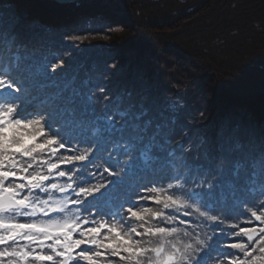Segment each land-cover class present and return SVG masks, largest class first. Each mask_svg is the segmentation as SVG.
<instances>
[{
    "label": "snow or ice",
    "instance_id": "6c2138e0",
    "mask_svg": "<svg viewBox=\"0 0 264 264\" xmlns=\"http://www.w3.org/2000/svg\"><path fill=\"white\" fill-rule=\"evenodd\" d=\"M7 11L0 264H264V122L209 133L179 100L146 119L147 85L127 107L104 78L60 86L91 30Z\"/></svg>",
    "mask_w": 264,
    "mask_h": 264
},
{
    "label": "trees",
    "instance_id": "16d2710c",
    "mask_svg": "<svg viewBox=\"0 0 264 264\" xmlns=\"http://www.w3.org/2000/svg\"><path fill=\"white\" fill-rule=\"evenodd\" d=\"M0 8V16L11 15L12 8L37 24L91 30L68 72L57 78L60 86L73 76V87L104 78L114 94L132 92L127 107L139 105L147 85L146 119L160 121L173 99L186 105L182 118L191 123L203 111L200 124L209 133L242 120L259 134L264 0H4Z\"/></svg>",
    "mask_w": 264,
    "mask_h": 264
},
{
    "label": "water",
    "instance_id": "95a60500",
    "mask_svg": "<svg viewBox=\"0 0 264 264\" xmlns=\"http://www.w3.org/2000/svg\"><path fill=\"white\" fill-rule=\"evenodd\" d=\"M59 2H73V1H76V0H57Z\"/></svg>",
    "mask_w": 264,
    "mask_h": 264
}]
</instances>
